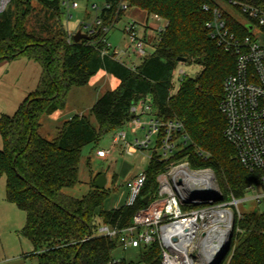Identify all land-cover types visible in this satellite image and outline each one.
<instances>
[{"label": "trees", "instance_id": "16d2710c", "mask_svg": "<svg viewBox=\"0 0 264 264\" xmlns=\"http://www.w3.org/2000/svg\"><path fill=\"white\" fill-rule=\"evenodd\" d=\"M35 1L39 9L30 0H10L0 12V63L25 57L42 69L37 89L13 115L0 116V179L5 178L7 202L26 214L21 234L33 246L29 256L37 257L39 264H133L115 262L119 240L99 236L97 230L102 225L131 226L135 214L158 197L157 177L168 162L152 157L134 203L110 211L101 210L108 196L104 189L94 187L80 199L63 191L79 182L82 148L121 129L131 118L133 104L146 96L160 116L184 125L188 144L176 159L187 161L192 170H211L225 198H243L249 186L259 183L260 174L244 168L224 136L223 82L234 72L236 56L218 46L206 29L210 16L203 6H215L214 0H126L148 19L154 16L165 23L153 41L154 52L135 67L113 54L102 55L103 35L68 41L61 1ZM105 3L111 7L99 17L113 28L123 11H118V0ZM183 64L200 71L182 79L175 91L176 71ZM105 76L110 89L90 110L94 124L78 115L64 122L53 140L41 134L42 118H59L72 89L95 85ZM148 195L145 205L142 200ZM236 227L242 233L232 238L228 264H264V212L236 216ZM139 249L142 264H161L157 243Z\"/></svg>", "mask_w": 264, "mask_h": 264}, {"label": "built area", "instance_id": "2783aa9c", "mask_svg": "<svg viewBox=\"0 0 264 264\" xmlns=\"http://www.w3.org/2000/svg\"><path fill=\"white\" fill-rule=\"evenodd\" d=\"M220 1L233 12H227L217 2L215 6L205 4L203 11L210 16L205 25L210 38L236 56L235 70L223 82L221 108L227 122L224 136L236 148L239 162L248 171L259 173L260 181L249 186L243 198H225L211 170H192L187 161L176 159L188 144L183 123L160 116L150 96L134 103L131 118L123 127L130 130L135 141L128 143L129 130L118 129L113 147L122 144L128 154L151 150V158L168 162V166L157 177L158 197L135 214L131 226L102 225L97 235L117 238L123 250L157 243L161 264H205L232 226L233 237L242 233L239 227L235 228L236 216L241 219L243 215L240 204L255 202L264 206V0ZM9 3L10 0H2L0 12ZM105 7L110 9L111 5ZM117 7L124 12L128 2L118 0ZM111 29L98 16L91 24L83 23L80 30L90 37L103 35L105 47L101 54H113L118 59L120 52L113 50L107 39ZM164 30L165 25L149 28L147 34L156 39ZM124 32L131 40L128 52L141 59L148 56L146 48L150 43L138 36L136 25H128ZM73 35L70 33V41ZM138 133L143 135L139 137ZM110 153L99 150L97 157L105 159ZM145 180L144 173L132 183L128 205L139 196ZM202 189L214 193L206 194ZM233 249L231 242L221 264L229 263Z\"/></svg>", "mask_w": 264, "mask_h": 264}, {"label": "rangeland", "instance_id": "374dc122", "mask_svg": "<svg viewBox=\"0 0 264 264\" xmlns=\"http://www.w3.org/2000/svg\"><path fill=\"white\" fill-rule=\"evenodd\" d=\"M63 16V27L68 35L75 34L81 29L83 23L91 24L105 8V0H60ZM221 3L220 0H214ZM2 0H0L1 6ZM32 7L38 8L35 0H30ZM229 13L232 9L222 4ZM148 17L145 12L134 7H128L123 12L119 21L110 30L107 39L113 50H118V60L128 67L139 66L142 59L136 54L128 52L131 44L129 35L124 30L128 25L135 24L138 36H141V28L145 25ZM33 19L29 22L33 27ZM149 26H160V18L151 16L147 21ZM51 27L54 22L47 23ZM43 37H47L44 33ZM59 39V37H55ZM68 41L70 39L68 38ZM147 55L154 52L153 47L146 48ZM200 71L195 65H181L176 71L175 91L179 88L180 81L186 77H194ZM42 69L34 61L25 57L5 60L0 63V116L2 114L13 115L25 98L38 87ZM106 84V85H105ZM103 82L102 86H84L71 90L65 110L57 119L44 116L41 120V134L48 140H53L58 133V128L63 122L74 116L84 115L92 124L95 123L91 114V108L103 95L106 88L109 90V81ZM123 127L120 131L128 132ZM116 131L105 134L98 143L84 146L81 150L79 166V182L76 186L64 189V193L73 198L80 199L92 191L98 176L106 179L104 190L108 193L101 210L110 211L128 203L132 183L139 179L147 170L152 151L139 150L135 154H128L122 148V144L113 147V138ZM143 134L138 133V136ZM135 137L128 133L127 142L133 144ZM3 147L0 136V149ZM154 145L151 146L153 149ZM111 151L108 158L99 159L97 151ZM240 213L259 214L264 206L255 202H247L239 205ZM26 223V214L16 205L6 200L5 178L0 179V264H39L37 257L29 256L33 252L31 242L22 236V229ZM140 249L129 248L123 250L121 247L113 253L115 262L142 264L140 262Z\"/></svg>", "mask_w": 264, "mask_h": 264}, {"label": "water", "instance_id": "95a60500", "mask_svg": "<svg viewBox=\"0 0 264 264\" xmlns=\"http://www.w3.org/2000/svg\"><path fill=\"white\" fill-rule=\"evenodd\" d=\"M82 39H92V37L88 36L87 34L83 33L81 30L77 31L73 35V41L75 43L80 42ZM179 62L184 63L185 59H179ZM106 179L103 176H99L95 182V188L98 190H103L106 185ZM203 191L207 192L206 194L214 193L213 190L210 189H202ZM150 200V196H146L142 202L143 204L147 205ZM233 238V226L232 229L228 232L227 235L222 239V241L217 246L214 253L209 257V259L205 262V264H221L225 257L228 255L230 251V246Z\"/></svg>", "mask_w": 264, "mask_h": 264}, {"label": "crops", "instance_id": "0c3cea01", "mask_svg": "<svg viewBox=\"0 0 264 264\" xmlns=\"http://www.w3.org/2000/svg\"><path fill=\"white\" fill-rule=\"evenodd\" d=\"M160 22H162V24H161L160 26L165 25V23L163 22L162 19H160ZM147 23H148V22L146 21L145 25L142 26V28H141V36H140V37L146 39L147 42L150 43V45H149V44H148V45L152 47V46H153V41H154V39H153L152 37H150V36L147 34V29H149V28H156V27H158V26H156V27L149 26ZM153 49H154V48H153ZM107 80H108V77L105 76V77L102 78L98 83H96L94 86H102L103 82H104V84H105V81H107ZM108 81H109V80H108ZM105 85H106V84H105ZM109 89H110V88H109ZM106 91H108L107 88H106V90H104V93H105ZM104 93H103V94H104ZM79 116H82V114L79 115ZM65 122H66V121H65ZM63 123H64V122H63ZM63 123H62V124H63Z\"/></svg>", "mask_w": 264, "mask_h": 264}]
</instances>
